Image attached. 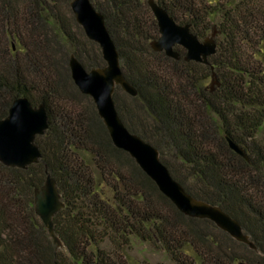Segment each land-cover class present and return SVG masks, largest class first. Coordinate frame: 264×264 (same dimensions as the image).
Here are the masks:
<instances>
[{"label": "trees", "instance_id": "1", "mask_svg": "<svg viewBox=\"0 0 264 264\" xmlns=\"http://www.w3.org/2000/svg\"><path fill=\"white\" fill-rule=\"evenodd\" d=\"M71 1L0 0V120L19 97L43 104L48 117L35 141L39 163L25 170L0 163V264H127L132 238L162 251V264H264V0L156 1L199 39L217 31L207 65L183 61L180 47L179 60L151 49L159 33L143 0H89L137 90L114 91L124 126L158 150L186 193L237 220L256 250L180 213L113 146L70 77L71 55L87 71L105 66ZM47 174L64 203L52 220L62 249L34 212V190Z\"/></svg>", "mask_w": 264, "mask_h": 264}, {"label": "water", "instance_id": "2", "mask_svg": "<svg viewBox=\"0 0 264 264\" xmlns=\"http://www.w3.org/2000/svg\"><path fill=\"white\" fill-rule=\"evenodd\" d=\"M146 3L159 33V37L150 42L151 49L179 60L176 47H180L185 51L183 61L207 65L209 57L216 52L217 31L213 29L208 36L199 39L192 34L189 24H177L155 0H146ZM70 9L86 38L98 45L105 62L104 67L87 71L71 55L68 60L70 77L78 91L92 100L113 146L126 152L180 213L190 218L209 220L236 242L256 250L237 220L218 206L197 200L186 193L161 162L158 150L124 126L114 104V91L119 87L127 95L136 97L137 90L124 78L119 53L106 29L104 17L89 0H72ZM215 84L217 81L212 74L211 89ZM47 128L48 117L43 104L34 107L25 97L14 99L7 116L0 120V163L22 170L39 163L42 155L35 141L37 137L44 135ZM226 141L233 152L247 160L241 146L228 137ZM33 207L55 246L62 249L63 245L55 235L52 220L64 208V203L54 179L48 174L43 185L34 190ZM238 264L248 263L239 261Z\"/></svg>", "mask_w": 264, "mask_h": 264}, {"label": "rangeland", "instance_id": "3", "mask_svg": "<svg viewBox=\"0 0 264 264\" xmlns=\"http://www.w3.org/2000/svg\"><path fill=\"white\" fill-rule=\"evenodd\" d=\"M143 2L146 4V0ZM80 105L88 107L89 102L87 99H80ZM125 256L127 264H162L167 261L162 251L134 238L131 239L130 248L126 251Z\"/></svg>", "mask_w": 264, "mask_h": 264}]
</instances>
